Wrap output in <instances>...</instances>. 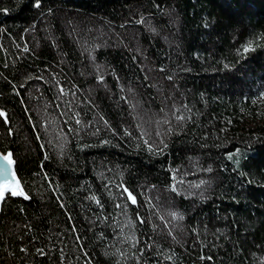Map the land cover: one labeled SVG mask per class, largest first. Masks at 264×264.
Segmentation results:
<instances>
[{
	"label": "trees",
	"instance_id": "obj_1",
	"mask_svg": "<svg viewBox=\"0 0 264 264\" xmlns=\"http://www.w3.org/2000/svg\"><path fill=\"white\" fill-rule=\"evenodd\" d=\"M0 112V264H264V0H0Z\"/></svg>",
	"mask_w": 264,
	"mask_h": 264
},
{
	"label": "snow or ice",
	"instance_id": "obj_2",
	"mask_svg": "<svg viewBox=\"0 0 264 264\" xmlns=\"http://www.w3.org/2000/svg\"><path fill=\"white\" fill-rule=\"evenodd\" d=\"M37 6H39L37 4ZM245 51H248L249 48H245ZM4 114L2 112H0V116H3ZM0 159H3L4 161H6L7 165H12L13 164V160H12V154L9 153L3 157H0ZM9 172V169L7 166H0V175H3L5 177H7ZM15 184V187H11V185ZM16 188H18V182L15 181L14 178V174H13V179L12 181H8L5 180L3 183H0V200L5 199V192H10V194L12 196H23L24 193L23 191H17ZM130 199L132 200V203H135V198L131 197V194H129Z\"/></svg>",
	"mask_w": 264,
	"mask_h": 264
},
{
	"label": "water",
	"instance_id": "obj_3",
	"mask_svg": "<svg viewBox=\"0 0 264 264\" xmlns=\"http://www.w3.org/2000/svg\"><path fill=\"white\" fill-rule=\"evenodd\" d=\"M10 152H5L4 150H2L0 148V157H3L7 154H9ZM12 160H13V164L12 165H7L6 161H4L3 159H0V166H7L8 169H9V172H8V175L7 177L3 176V175H0V183H3L5 180H8V181H12L13 179V174H14V178H15V181L18 182V188H16L17 191H23L24 195L23 196H20V197H25L27 198V193L25 192V189H24V186L21 182V179H19V175L17 173V170H16V162H15V159L13 158L12 156ZM11 187H15V184L11 185ZM10 192H5V198L6 196L9 194ZM4 200V199H3ZM3 200H0V205H2V202ZM0 210H1V206H0Z\"/></svg>",
	"mask_w": 264,
	"mask_h": 264
}]
</instances>
